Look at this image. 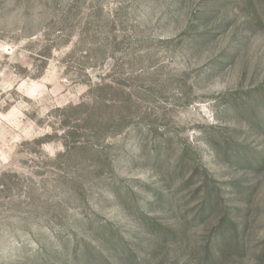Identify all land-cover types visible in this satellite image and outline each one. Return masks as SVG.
Segmentation results:
<instances>
[{
	"label": "rangeland",
	"instance_id": "1",
	"mask_svg": "<svg viewBox=\"0 0 264 264\" xmlns=\"http://www.w3.org/2000/svg\"><path fill=\"white\" fill-rule=\"evenodd\" d=\"M0 264H264V0H0Z\"/></svg>",
	"mask_w": 264,
	"mask_h": 264
}]
</instances>
